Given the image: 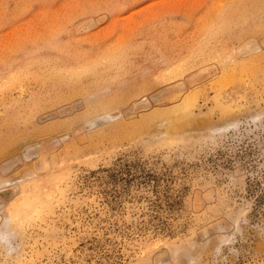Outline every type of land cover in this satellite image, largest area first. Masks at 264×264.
<instances>
[{
  "label": "rangeland",
  "instance_id": "rangeland-1",
  "mask_svg": "<svg viewBox=\"0 0 264 264\" xmlns=\"http://www.w3.org/2000/svg\"><path fill=\"white\" fill-rule=\"evenodd\" d=\"M0 113V264H264V0H0Z\"/></svg>",
  "mask_w": 264,
  "mask_h": 264
},
{
  "label": "bare ground",
  "instance_id": "bare-ground-1",
  "mask_svg": "<svg viewBox=\"0 0 264 264\" xmlns=\"http://www.w3.org/2000/svg\"><path fill=\"white\" fill-rule=\"evenodd\" d=\"M12 1V0H11ZM103 1V0H102ZM231 3V2H230ZM227 28V27H226ZM238 32V31H237ZM228 35V34H227ZM139 54V53H138ZM103 61V60H102ZM134 62V61H133ZM137 62V61H136ZM129 68V67H128ZM132 69V68H131ZM11 72V71H10ZM245 73V72H244ZM239 74V73H238ZM237 75V74H236ZM10 76V75H9ZM236 80V79H235ZM239 80V79H238ZM117 82V81H116ZM217 84V83H216ZM221 86V85H220ZM221 88V87H220ZM28 91V90H27ZM11 101V100H10ZM12 106V105H11ZM229 109V108H228ZM239 110V109H238ZM1 114V113H0ZM168 114V113H167ZM125 129V128H124ZM122 132V131H121ZM64 176V175H63ZM44 178V177H43ZM51 182V181H50ZM48 197V196H47ZM61 199V198H60ZM19 208V207H18ZM5 227V226H4ZM8 227V226H7ZM11 235V234H10ZM153 247V246H152Z\"/></svg>",
  "mask_w": 264,
  "mask_h": 264
}]
</instances>
